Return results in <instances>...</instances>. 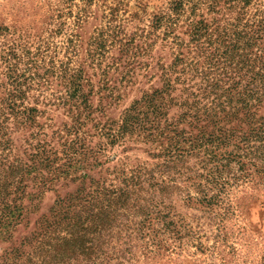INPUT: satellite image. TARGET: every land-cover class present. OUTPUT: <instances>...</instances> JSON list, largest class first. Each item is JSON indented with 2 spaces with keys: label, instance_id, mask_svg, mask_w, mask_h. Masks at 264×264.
Masks as SVG:
<instances>
[{
  "label": "trees",
  "instance_id": "trees-1",
  "mask_svg": "<svg viewBox=\"0 0 264 264\" xmlns=\"http://www.w3.org/2000/svg\"><path fill=\"white\" fill-rule=\"evenodd\" d=\"M151 29L131 38L168 46L160 85L91 133L82 69L0 27V264H137L181 239L174 198L215 217L234 187H264V0H172ZM58 107L71 124L53 129ZM130 142L148 158L128 164Z\"/></svg>",
  "mask_w": 264,
  "mask_h": 264
},
{
  "label": "rangeland",
  "instance_id": "rangeland-1",
  "mask_svg": "<svg viewBox=\"0 0 264 264\" xmlns=\"http://www.w3.org/2000/svg\"><path fill=\"white\" fill-rule=\"evenodd\" d=\"M171 1L92 0L86 7L88 16L75 26L79 0L69 4L62 0H0V27L6 28L17 43L27 36L33 41L46 39L60 56L64 53L71 58L70 66L82 69L93 110V122L86 129L93 133V123L118 119L133 100L160 85L158 66L170 61L168 46L159 34L152 33L144 42L137 35L131 36L141 30L151 32L155 15L166 12ZM73 29L75 39L70 35ZM128 37L130 44L122 51L120 40ZM71 38L76 47L70 54L66 47ZM98 39L103 44L95 49ZM59 89L57 81H52L46 95L51 97ZM49 117L53 129L71 124L62 107L50 110ZM128 146L124 153L128 164L148 158L142 144L130 142ZM53 197V193L45 195L42 206L49 205ZM230 199L232 207L213 217L174 198L181 239L170 238L168 250L154 258L140 255L137 264H264V187L241 183L232 189Z\"/></svg>",
  "mask_w": 264,
  "mask_h": 264
}]
</instances>
